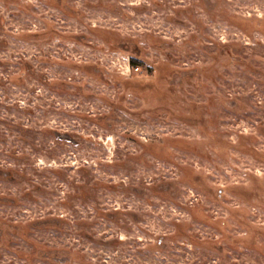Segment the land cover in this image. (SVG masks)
Wrapping results in <instances>:
<instances>
[{"label":"rangeland","instance_id":"374dc122","mask_svg":"<svg viewBox=\"0 0 264 264\" xmlns=\"http://www.w3.org/2000/svg\"><path fill=\"white\" fill-rule=\"evenodd\" d=\"M0 264H264V0H0Z\"/></svg>","mask_w":264,"mask_h":264},{"label":"trees","instance_id":"16d2710c","mask_svg":"<svg viewBox=\"0 0 264 264\" xmlns=\"http://www.w3.org/2000/svg\"><path fill=\"white\" fill-rule=\"evenodd\" d=\"M135 64V63H134Z\"/></svg>","mask_w":264,"mask_h":264}]
</instances>
